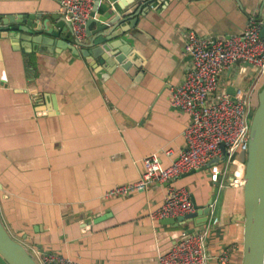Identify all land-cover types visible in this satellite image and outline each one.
I'll return each instance as SVG.
<instances>
[{"label": "crops", "instance_id": "obj_1", "mask_svg": "<svg viewBox=\"0 0 264 264\" xmlns=\"http://www.w3.org/2000/svg\"><path fill=\"white\" fill-rule=\"evenodd\" d=\"M116 2L109 0L114 13L100 8L96 17H121ZM260 13L264 0H154L131 25L121 17L108 27L104 58L90 60L83 51L92 47L76 45L67 31L61 40L12 29L20 15H36L32 25L62 16L60 0H0V18H12L0 29V219L10 235L29 253L79 264H158L182 233L209 224L208 264H241L243 192L229 185L233 164L218 185L201 169L145 192L103 195L137 181L146 157L165 167L184 146L189 116L170 106V91L189 67L186 33L227 39ZM254 74L237 62L220 89H249ZM169 186L185 188L197 210L209 206L207 222L151 219Z\"/></svg>", "mask_w": 264, "mask_h": 264}, {"label": "built area", "instance_id": "obj_2", "mask_svg": "<svg viewBox=\"0 0 264 264\" xmlns=\"http://www.w3.org/2000/svg\"><path fill=\"white\" fill-rule=\"evenodd\" d=\"M95 0H60L61 17L70 28L73 40L86 38V22ZM261 22L250 18L242 34L227 39L202 38L186 33L184 45L189 67L183 80L171 88L170 106L189 116L183 131L184 146L173 161L163 166L156 155L142 161L143 172L137 181L108 190L104 199L145 192L151 184H163L201 169H206L211 184L218 185L233 164L229 185L242 188L244 164L237 160L248 148L249 128L254 113V98L264 84V37ZM245 63L254 72L249 89L237 88L232 95L220 89V77L237 63ZM261 83V87H259ZM172 151L166 155L169 157ZM218 161L209 164L212 160ZM185 188L169 186L162 205L150 218L164 220L197 211ZM217 223L216 218L212 222ZM208 224L197 233H182L181 240L158 258V264H208L206 242ZM38 264H79L59 253L32 251ZM0 264H4L0 257Z\"/></svg>", "mask_w": 264, "mask_h": 264}, {"label": "water", "instance_id": "obj_3", "mask_svg": "<svg viewBox=\"0 0 264 264\" xmlns=\"http://www.w3.org/2000/svg\"><path fill=\"white\" fill-rule=\"evenodd\" d=\"M116 4L123 11L121 13L122 21L129 20L130 25L139 10L145 5L151 4L154 0H117ZM107 12L110 9L109 0H95L86 22V38L75 42L76 45L83 46L85 49L92 47L90 50L83 51L85 58L95 60L102 56V42H105L107 35L112 32L106 31L108 27L113 28L119 22V16L113 17L107 21V17L101 15L96 17L98 9ZM114 13L113 11H111ZM134 16V17H133ZM19 21L15 22L13 30L18 33H34L45 32L51 38L63 40V33H70L69 26L63 18L58 15H47L41 21H36L35 26L31 21L36 18V15H20ZM264 13L259 14L258 22H261L260 37H264ZM12 22L11 17L0 18V29L3 26L9 25ZM101 22V24H100ZM95 24L94 29H90L91 24ZM18 24H21L19 26ZM110 32V33H109ZM71 34V33H70ZM113 37V35H112ZM68 49L74 55H78V51L74 50L72 45H67ZM87 52V53H86ZM102 58H104L102 56ZM237 160L244 164V183L242 186L243 206H244V226H243V254L241 264H264V85L257 95V106L251 118L248 138V148L246 152H240L237 155ZM218 160H212L209 164L215 163ZM211 205V204H210ZM204 216L206 223L210 215L209 206L204 209L197 210L194 213L186 214L176 218H168L162 220L165 225L177 226L185 221H190L197 216ZM200 230L196 231L199 232ZM194 233L189 230L186 234ZM0 257L6 264H38L30 255L27 249L13 238L7 229L4 227L0 219Z\"/></svg>", "mask_w": 264, "mask_h": 264}, {"label": "rangeland", "instance_id": "obj_4", "mask_svg": "<svg viewBox=\"0 0 264 264\" xmlns=\"http://www.w3.org/2000/svg\"><path fill=\"white\" fill-rule=\"evenodd\" d=\"M264 85V84H263ZM263 87V86H262ZM262 87H261V89H262ZM260 89V90H261ZM254 108H255V106H254ZM226 259V254H225V252H223V253H221V255L219 256V260L220 261H224Z\"/></svg>", "mask_w": 264, "mask_h": 264}, {"label": "trees", "instance_id": "obj_5", "mask_svg": "<svg viewBox=\"0 0 264 264\" xmlns=\"http://www.w3.org/2000/svg\"><path fill=\"white\" fill-rule=\"evenodd\" d=\"M253 104H254V106H255V108H256V106H257V97L255 98ZM255 108H254V109H255ZM239 189L241 190L242 188H239ZM1 260H2V259H1ZM2 261H3V260H2ZM3 263L6 264L4 261H3Z\"/></svg>", "mask_w": 264, "mask_h": 264}]
</instances>
